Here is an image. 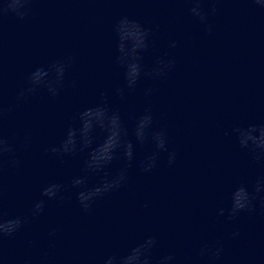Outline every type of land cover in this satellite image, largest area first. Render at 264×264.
Listing matches in <instances>:
<instances>
[{"label":"clouds","instance_id":"1","mask_svg":"<svg viewBox=\"0 0 264 264\" xmlns=\"http://www.w3.org/2000/svg\"><path fill=\"white\" fill-rule=\"evenodd\" d=\"M34 0H0V21L8 15H14L19 20L26 19L31 13V5ZM191 7V15L205 25L209 34L212 25L209 23V16L215 15L218 11L216 4L219 0H187ZM260 8H264V0H252ZM207 3L211 7L205 9L203 5ZM116 35V63L124 69V80L128 90H133L137 86L142 76L157 80L165 77L176 67V59L173 57H157L151 69H145L143 53L150 46V30L145 28L136 20L128 17L120 18L114 25ZM175 41L170 42L169 47L175 48ZM74 63V58L69 56L64 59L55 60L47 67H36L26 77L27 86L19 89L16 101L19 103L34 96L38 91L46 89L51 97L60 94L64 85L65 76L68 69ZM152 88L145 90V95L150 96ZM2 94V88H0ZM116 94L121 99L125 96V88L116 89ZM101 103L95 107H89L79 112L77 119L78 126H69L63 140L58 146H51L48 151L57 156L63 157L73 155L77 152H88V157L84 161V171L90 174H103L99 184L88 188L86 176H75L70 181L72 189H79L76 194L80 208L84 212H89L97 199L113 191L119 190L128 180V171L134 163V143L128 139V129L121 118L119 111L111 110L107 103V93L101 92ZM12 109L5 107L0 99V177L3 175L5 164L10 167H18L20 160L16 157L15 146L11 138L4 135L3 122L5 116ZM135 127L132 135L140 145L150 143L152 145L151 154L145 156L140 161V169L151 172L157 167L161 153H167V162L172 165L176 159L175 150L168 148V134L164 128H154V117L151 108H146L139 117H135ZM97 132L103 134L101 142L96 141ZM225 135H234L239 146L250 152L254 162L264 160V124L255 123L247 126H235L231 132ZM31 137L25 135L21 141L24 148L30 146ZM7 158V159H6ZM124 160L123 166L115 175H109L106 169L116 160ZM69 185L61 183H49L41 191V199L35 201L32 206L31 216L33 219L40 216L47 201L59 200L63 202L62 192L68 191ZM259 198L261 208H264V178L257 179L249 191L248 187L241 184L230 194V206L220 208L218 216H227L230 221L236 220L241 213H254L256 211L255 201ZM3 188L0 185V256H2L3 241L6 238L14 237L25 224L28 218L22 215L6 217L2 208ZM56 228L49 232L50 237H55ZM239 230L232 233L233 237L239 236ZM157 238L148 236L142 242L137 243L123 254L112 253L103 259L102 264H174L176 257L173 254L162 255L154 260L153 249L157 246ZM224 251L223 244L217 241L213 245L205 244L199 250L200 257H206L209 264H217ZM49 257L46 253L42 264H48ZM25 264H30L26 261Z\"/></svg>","mask_w":264,"mask_h":264}]
</instances>
